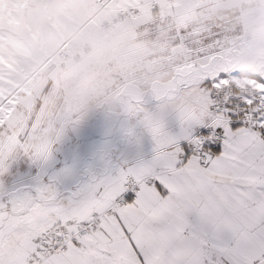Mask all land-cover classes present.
I'll return each instance as SVG.
<instances>
[{"label": "snow or ice", "instance_id": "obj_1", "mask_svg": "<svg viewBox=\"0 0 264 264\" xmlns=\"http://www.w3.org/2000/svg\"><path fill=\"white\" fill-rule=\"evenodd\" d=\"M123 3L169 43L155 109L137 102L152 154L67 194L86 213L56 233L53 264H264V77L242 93L221 67L227 37L186 17L182 0ZM5 127L0 165L11 168L19 157L5 159ZM26 157L46 163L51 150Z\"/></svg>", "mask_w": 264, "mask_h": 264}, {"label": "rangeland", "instance_id": "obj_2", "mask_svg": "<svg viewBox=\"0 0 264 264\" xmlns=\"http://www.w3.org/2000/svg\"><path fill=\"white\" fill-rule=\"evenodd\" d=\"M85 1L89 2L0 0V44L11 54L0 55V61L7 63L0 64V102L24 77L25 70L35 62H43L56 48L55 44H62L90 19L101 21L103 26L99 35L78 45L75 51L67 50L61 59L51 61L43 71L33 75L30 91H23L9 110H0L3 116L0 125L7 124L4 133L11 130L4 142L5 159L19 157L11 168L8 164L0 165V207L17 203L18 191L42 177L36 176L47 162L33 163L26 157L29 154L44 148L54 153L60 151L61 145L54 140L63 144L70 140L76 143L75 152H85V133L76 128L73 118L92 124L100 117L110 128L122 119H130L129 111L117 114L122 111L123 104L119 102L122 98L128 108L136 106L142 97L146 103H156L148 95L168 56V41L155 26H141L127 15L123 0ZM182 7L186 17L197 19L227 37L221 67L235 73L232 83L242 93L252 94L253 85L238 82L255 84L264 77V0H182ZM33 14L41 19L37 27ZM56 27L52 34H45ZM12 32L18 34L20 48L12 46L18 45L9 37ZM37 46L40 48L34 56L26 55ZM18 54H25L26 61L19 60ZM17 62L21 64L18 66ZM123 92L128 95L121 98ZM99 105L102 109L105 105L108 113L98 110ZM72 124L75 129L71 131ZM113 127L108 131L113 133L112 138H117L115 143L128 138L127 133L114 136ZM106 137L111 138L108 134ZM65 151L72 153L73 148Z\"/></svg>", "mask_w": 264, "mask_h": 264}, {"label": "crops", "instance_id": "obj_3", "mask_svg": "<svg viewBox=\"0 0 264 264\" xmlns=\"http://www.w3.org/2000/svg\"><path fill=\"white\" fill-rule=\"evenodd\" d=\"M81 1L84 3L89 2L85 0ZM33 17L35 18V20L33 19L34 27L39 26L41 19L35 14H33ZM55 26L57 25L55 24ZM56 30L57 27L48 30L45 34H52ZM9 37L16 40L22 46L18 42L19 37L17 33L12 32ZM47 38L45 35V40H48ZM12 46L20 48L15 45ZM39 48L40 46H37L36 49L29 50L27 54L24 50V53L34 56L36 50ZM1 54L3 56H11L7 48L0 44ZM25 54H18L17 57L20 58L19 60L25 62ZM17 63L18 66L21 64L20 62ZM0 64L5 65L7 63L3 64L0 61ZM125 95L128 94H124L123 92L121 98L125 97ZM148 96L151 98V95ZM122 99L119 101L121 105L123 104L122 111H118L117 114L129 111L130 119L127 121L122 119L120 123L117 122L112 127L115 130L114 136H123L127 133V135L125 134L128 137L126 138L127 140L121 138L123 140H119L120 142L115 144V139L105 137L103 131L108 129L109 126L106 125V122H102L100 117L97 119L98 121L92 124L81 123L73 118L72 121L77 125L76 128L78 127L85 133V152L76 151V153V143H71L70 140L65 141L66 145L58 142V140H54L55 143L61 145V150H57L55 153L51 152L50 159L43 166L47 174H42V177L34 180L29 184V187L18 191L17 203L12 204L10 207H0V264H38L30 262V260L38 250V240L41 231L45 227L60 222L68 229L73 230L86 213L84 207L66 198L69 192L87 184L94 173L97 175L103 174L105 168H115L116 165L123 161L134 164L140 159H147L151 156L154 141L151 133L136 120V116L138 115L137 105H132V108L125 107ZM156 103L153 101L150 103L144 102V106L150 110H154ZM129 105L131 104L127 106ZM98 107V110L108 113L105 105V109L104 107L103 109L101 108L102 105ZM100 111L99 113L102 114L103 112ZM103 118L106 121V117ZM73 124L69 128L71 131L75 129ZM122 129L126 132L123 133ZM55 139H57V136ZM112 140L114 144H112ZM69 148H73L72 153L65 151ZM11 191L16 190L12 189ZM5 198L7 201L9 196ZM6 209H8L7 215L4 214V210ZM8 219L10 220L8 221ZM40 264H53V259L49 256Z\"/></svg>", "mask_w": 264, "mask_h": 264}, {"label": "bare ground", "instance_id": "obj_4", "mask_svg": "<svg viewBox=\"0 0 264 264\" xmlns=\"http://www.w3.org/2000/svg\"><path fill=\"white\" fill-rule=\"evenodd\" d=\"M29 17L31 20L32 16ZM33 19L35 20L34 17ZM12 21L11 24H13ZM102 31H103L102 22L90 19L88 22H85L84 26H82L77 32L74 31L73 33L68 35L67 39L62 44H55L56 48L53 49L49 55H46L45 60L43 62H39V61L35 62L34 64L31 65V67L25 70L24 77L21 78V80L18 82V84L15 87L11 88L10 92H8L5 98L0 102V104L3 105V107L0 108V110H4L6 108L7 109L5 111L9 110V106L10 105L13 106L15 100L23 91H30L33 85V80H32L33 75L43 71L51 61L61 59L63 57L62 54L67 50L75 51L78 45L85 44L87 40L94 38L95 36L99 35V33ZM67 34H69V31ZM67 34L65 33L64 35L66 36ZM15 46L21 47L20 44ZM229 73L231 74V72ZM234 78L235 75H231V81H233L232 79ZM247 79L251 82L256 81L253 77H247ZM241 82L238 83H240L243 86L246 84H250L254 86V83H248V82L241 83ZM5 101H7V103H5ZM2 120H3V116L2 113L0 112V122ZM45 228L47 229L49 228V226Z\"/></svg>", "mask_w": 264, "mask_h": 264}, {"label": "built area", "instance_id": "obj_5", "mask_svg": "<svg viewBox=\"0 0 264 264\" xmlns=\"http://www.w3.org/2000/svg\"><path fill=\"white\" fill-rule=\"evenodd\" d=\"M67 229L69 233L73 230L68 229L63 223H56L55 225L49 226V228H45L39 234V245L38 250L31 258L30 262H36L38 264L42 263L46 258L51 256L52 245L56 241V233L61 229Z\"/></svg>", "mask_w": 264, "mask_h": 264}, {"label": "trees", "instance_id": "obj_6", "mask_svg": "<svg viewBox=\"0 0 264 264\" xmlns=\"http://www.w3.org/2000/svg\"><path fill=\"white\" fill-rule=\"evenodd\" d=\"M111 128H112V127L108 128V129H111ZM108 129H106V130L103 131V132H104L103 135H104L105 137H106L107 134L111 137L112 134H113V133L110 134L109 131H108ZM125 132H126V131H125ZM111 138H112V137H111ZM112 139H115V138H112ZM116 139H117V138H116ZM116 139H115V140H116ZM115 144H118V143H115Z\"/></svg>", "mask_w": 264, "mask_h": 264}]
</instances>
